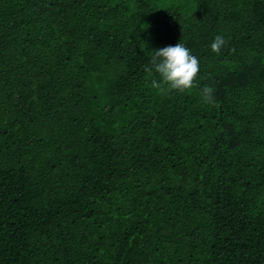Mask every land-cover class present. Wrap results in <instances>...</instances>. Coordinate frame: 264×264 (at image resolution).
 Returning <instances> with one entry per match:
<instances>
[{"label": "trees", "instance_id": "1", "mask_svg": "<svg viewBox=\"0 0 264 264\" xmlns=\"http://www.w3.org/2000/svg\"><path fill=\"white\" fill-rule=\"evenodd\" d=\"M0 264H264V0H0Z\"/></svg>", "mask_w": 264, "mask_h": 264}, {"label": "clouds", "instance_id": "2", "mask_svg": "<svg viewBox=\"0 0 264 264\" xmlns=\"http://www.w3.org/2000/svg\"><path fill=\"white\" fill-rule=\"evenodd\" d=\"M226 43L227 40L223 35H216L211 48L219 53ZM150 60L149 70L154 69L160 76L159 80H153V86L162 93L172 90L185 92L194 87L200 71V63L184 43L179 42L156 49ZM202 93L205 99H210L213 96V89L205 87Z\"/></svg>", "mask_w": 264, "mask_h": 264}]
</instances>
